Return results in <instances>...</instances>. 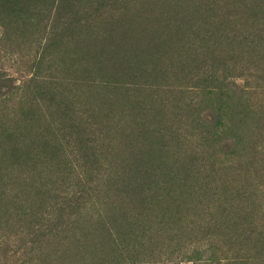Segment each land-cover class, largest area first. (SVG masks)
Returning <instances> with one entry per match:
<instances>
[{"label":"rangeland","instance_id":"374dc122","mask_svg":"<svg viewBox=\"0 0 264 264\" xmlns=\"http://www.w3.org/2000/svg\"><path fill=\"white\" fill-rule=\"evenodd\" d=\"M0 264H264V0H0Z\"/></svg>","mask_w":264,"mask_h":264},{"label":"trees","instance_id":"16d2710c","mask_svg":"<svg viewBox=\"0 0 264 264\" xmlns=\"http://www.w3.org/2000/svg\"><path fill=\"white\" fill-rule=\"evenodd\" d=\"M212 77V76H211ZM224 93H220V95L219 96H222ZM131 185H137V182L136 181H130V182H128V184H126V182L125 183H123V186L125 187H127V186H131ZM44 229V228H43Z\"/></svg>","mask_w":264,"mask_h":264}]
</instances>
